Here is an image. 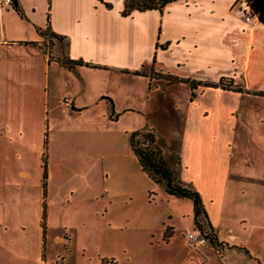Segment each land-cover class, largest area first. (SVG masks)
<instances>
[{"label": "crops", "instance_id": "1", "mask_svg": "<svg viewBox=\"0 0 264 264\" xmlns=\"http://www.w3.org/2000/svg\"><path fill=\"white\" fill-rule=\"evenodd\" d=\"M234 1L173 0L162 10L134 9L127 15L121 13L124 0H18L22 15L14 6H0V150L7 159H12L16 144L49 151L45 194L43 172L36 189L41 202L47 200L39 264L58 256L64 264H101V256L115 263L116 252H98V257L86 253L88 244L79 235L85 221L62 225L56 218L70 204L89 202V211L102 218L106 229L122 233L136 198L141 205L151 204L147 181L152 179L127 145L129 132L136 128L125 130L124 144L109 136L110 152L99 153L95 123L58 127L57 115H87L99 107L102 116L112 119L116 109L143 110L144 96L173 98L174 107L179 100L187 102L177 129L181 135L164 141L157 133V140L166 153L179 152L180 176L198 190L217 243L186 244L184 232L195 225L193 211L192 217L187 213L188 223L178 225L171 208L167 219L141 210L140 229L158 238V232L164 234L171 226L164 240L177 230L183 264H264V110L259 111L264 94L258 93L264 91V19L246 22L233 12ZM63 56L96 65H66ZM227 76L242 90L202 86ZM173 85L184 91L183 97L170 92ZM207 93L239 101L235 112L263 126L233 127L227 132L231 145H224L222 116L197 103ZM127 160L122 177L128 186L119 196L112 188L110 167ZM12 173L10 161L0 160L2 264H14L10 229L17 176ZM17 175L33 178L28 168ZM161 195L172 208L180 203L174 199L183 198ZM125 258L133 255L126 253Z\"/></svg>", "mask_w": 264, "mask_h": 264}, {"label": "rangeland", "instance_id": "2", "mask_svg": "<svg viewBox=\"0 0 264 264\" xmlns=\"http://www.w3.org/2000/svg\"><path fill=\"white\" fill-rule=\"evenodd\" d=\"M46 45L48 46V44ZM59 47L58 54H61L63 50L61 46ZM55 53L56 52H54V54ZM155 75L156 74H152L151 77H155ZM229 78V76L225 77L224 81L228 82ZM152 81L154 82L153 79ZM202 86L207 87L208 85ZM169 89L171 93H175L177 96H180V94L182 97L184 96V91L177 85L170 86ZM142 99L143 110L119 112L116 109V112L112 115V119L109 114L102 116L99 107L94 111L95 113L87 115L80 114L72 117H60L57 115L59 121L58 127L64 124L84 126L95 123L96 128L99 130V135L95 136V151L99 153H104L107 149H109L108 151L110 152V148H108L110 145L109 136L113 139L116 137L119 143L124 144L125 130L129 131L131 128L153 126L157 133L161 134V140L164 141L177 138L181 135V132H177V129L178 124H181L184 117L187 102L182 103V101L179 100L180 102L178 105L174 107L172 104L173 98L160 99L153 97L148 99L144 96ZM197 103L198 106L208 105L213 114L222 116L220 119L222 123H220L219 127H221L225 134L223 136L224 145H226V143L229 144L230 140L228 142L227 139L230 137V134L227 132L231 131L233 127L240 128V126L245 124L257 127L259 124L256 118L250 119L247 116H243L241 112H239L241 115L235 112V110L238 109L236 108V104L239 106L240 103L237 100H220L216 99L214 95L207 93V95L204 94L202 97V101H197ZM260 110H264V108L259 109V111ZM205 117L207 118V115ZM31 121L37 120L33 119ZM261 126H263L262 123L258 125V127ZM50 128H52V126ZM174 141L176 144L178 143V139ZM127 145L130 152L131 149L128 140ZM18 146L19 144H16L12 159H7L5 154L0 150V160H9L13 169L12 174L17 176L15 183L17 186L14 188L15 196L14 200L11 201L14 212V224L10 229V243L13 242L14 264H39L38 259L41 257V250L44 245V238H42V220L46 218L47 200L42 203L40 200V193H38L36 189L41 185L39 175L43 172V157L46 158L49 151L46 150L45 152V148L43 150H36L33 146ZM117 153L120 152L117 150ZM50 155L52 156L51 151ZM120 156H122V160L126 159V157L123 158L124 155ZM225 159L226 157H224V160ZM113 163L114 162H112V166L110 167V180L112 182L113 191L120 196L125 193L128 186L127 183L124 184L122 177L127 170L128 160L127 162L120 161L119 163ZM21 168H28L31 171L33 178L30 181L27 179H19L17 174L18 170ZM147 185L148 188L152 190L151 204L141 205V200L137 197L135 200L136 204L133 205L132 209L129 208L127 211L129 220L127 227L122 229V233L120 231L116 233L114 229H106L102 218L93 216L89 211V202L74 205L70 204L67 211L63 210L56 219L59 220L62 225H80L85 221L86 225L82 228L80 227L79 235L80 240L88 244L86 253L96 256L98 252H116L118 257L115 259L113 258L115 263L112 264H183L180 254L181 239L177 235V230L169 240L163 239L162 231L158 232V238H156L151 231L146 233V231L140 229V217L138 214H140L142 210L144 212L157 213L160 217H166L167 219L168 213H166V211L171 208L173 211L171 213L177 224L185 225L192 217L193 201L189 197L177 198L174 200H179L180 203L175 204V208H172L171 204L161 195L162 192H165L162 184L149 180L147 181ZM153 192L157 193L154 195ZM152 197H154V199H152ZM71 206L78 209V211L76 210L73 212ZM44 207L45 217L43 216ZM188 211H190L191 217L188 216ZM182 215L185 216L182 217ZM24 224L26 226H23ZM20 226L23 229L20 228ZM104 235H108L109 238H105ZM126 253H131L133 258L131 260L126 259ZM23 254H25L24 259L21 258ZM49 259L54 261V258ZM99 263L109 264V260L101 256L99 258ZM0 264H2L1 261Z\"/></svg>", "mask_w": 264, "mask_h": 264}, {"label": "trees", "instance_id": "3", "mask_svg": "<svg viewBox=\"0 0 264 264\" xmlns=\"http://www.w3.org/2000/svg\"><path fill=\"white\" fill-rule=\"evenodd\" d=\"M173 0H124L121 13L127 15L134 9L145 10L150 8H157L162 10L164 6ZM252 4L253 0H249ZM13 6L19 14H23L18 0H14ZM253 6V4H252ZM47 36L52 34L47 31ZM58 38H60L58 36ZM61 62L66 65L82 64L96 65L91 62H84L82 60L71 59L68 57H62ZM190 81L193 85L194 80L184 79ZM203 85L208 86H221L223 88H230L233 90L241 91L240 85L233 84L232 79L224 81V78H220L217 82H203ZM258 93L264 94V91ZM129 145L133 153L136 155L142 169L147 175L156 183L162 184L165 193L168 195H174L178 197H189L193 201V218L195 226L201 231L205 232L209 237L211 243H217V236L213 230L207 216V212L203 203V200L198 190L189 181H185L181 178L179 173L180 155L177 151H171L166 153L163 147L157 140V131L153 126H142L133 129L129 132ZM43 178L42 185L44 187V194L46 188L47 177V165L46 159L43 157ZM43 216L45 217V207L43 210ZM42 226L45 227V219L42 220ZM171 226H166L163 237L167 239L171 235ZM103 264V263H101Z\"/></svg>", "mask_w": 264, "mask_h": 264}, {"label": "built area", "instance_id": "4", "mask_svg": "<svg viewBox=\"0 0 264 264\" xmlns=\"http://www.w3.org/2000/svg\"><path fill=\"white\" fill-rule=\"evenodd\" d=\"M14 0H0L1 7L13 6ZM233 12L242 17L246 22H252L259 19V12L255 9L249 0H235L232 6ZM186 243L189 246H199L212 244L207 234L201 231L195 225L184 232ZM46 264V263H43ZM48 264H64V257L58 256L54 261Z\"/></svg>", "mask_w": 264, "mask_h": 264}, {"label": "water", "instance_id": "5", "mask_svg": "<svg viewBox=\"0 0 264 264\" xmlns=\"http://www.w3.org/2000/svg\"><path fill=\"white\" fill-rule=\"evenodd\" d=\"M252 4L259 12V19H264V0H253Z\"/></svg>", "mask_w": 264, "mask_h": 264}]
</instances>
